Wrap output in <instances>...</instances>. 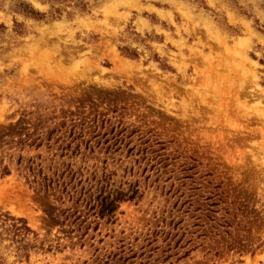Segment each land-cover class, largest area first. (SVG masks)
Wrapping results in <instances>:
<instances>
[{
	"label": "rangeland",
	"instance_id": "rangeland-1",
	"mask_svg": "<svg viewBox=\"0 0 264 264\" xmlns=\"http://www.w3.org/2000/svg\"><path fill=\"white\" fill-rule=\"evenodd\" d=\"M263 108L264 0H0V264H264Z\"/></svg>",
	"mask_w": 264,
	"mask_h": 264
},
{
	"label": "trees",
	"instance_id": "trees-1",
	"mask_svg": "<svg viewBox=\"0 0 264 264\" xmlns=\"http://www.w3.org/2000/svg\"><path fill=\"white\" fill-rule=\"evenodd\" d=\"M138 194V188L133 187L132 191L125 190L122 188H110L106 190L104 187L101 189V192L98 194L97 204L99 205V213L102 217L107 215L109 218L113 217L118 210L121 201L125 199H132ZM3 214V223H9L8 229L13 231L14 234L22 235L19 241L25 240V236L28 232L31 231V227L28 224V220L22 216H15L8 212L1 213ZM29 243H23L21 246L26 248ZM28 255V252H26Z\"/></svg>",
	"mask_w": 264,
	"mask_h": 264
},
{
	"label": "bare ground",
	"instance_id": "bare-ground-1",
	"mask_svg": "<svg viewBox=\"0 0 264 264\" xmlns=\"http://www.w3.org/2000/svg\"><path fill=\"white\" fill-rule=\"evenodd\" d=\"M247 68V67H246ZM263 110H264V108H263Z\"/></svg>",
	"mask_w": 264,
	"mask_h": 264
}]
</instances>
